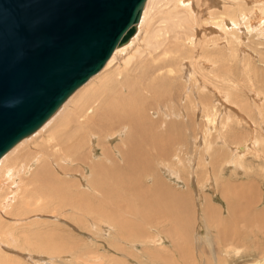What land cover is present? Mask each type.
<instances>
[{
    "label": "bare ground",
    "instance_id": "1",
    "mask_svg": "<svg viewBox=\"0 0 264 264\" xmlns=\"http://www.w3.org/2000/svg\"><path fill=\"white\" fill-rule=\"evenodd\" d=\"M259 1L260 0H256L254 2ZM239 6L241 5L237 4V0H146L140 20L136 25V32L129 41L125 45L115 48L104 66L69 95L61 104L60 109L55 111L39 129L19 141L0 158V228L5 225L4 220L6 219H1L3 214L9 213L8 215L11 217H22L25 210H33V212L36 213L39 208L43 206L48 213H51L49 217L58 221H62L60 218L63 214H59L61 212L67 215L69 214L68 216L78 217L74 218V220H78L74 221V224L79 226V230L72 223L64 221L68 225H71L78 234L81 233L78 231L86 228H88V230H96L99 233L103 232L105 235L107 231H111L112 229L116 230L115 235H118V233L126 234L130 229H133V226L134 229H136L135 224L133 225L129 221L128 223L125 221L128 219L123 217L125 195L126 192L129 191L128 187L132 182L137 180L138 176L141 179L143 178L141 176L145 168L149 167L150 164H154L155 161H158L159 154L164 156L170 149L175 148V146L177 147L178 144L183 143L185 139H187L185 138V134L188 132L187 130L189 127H191L189 125L191 117L189 104L191 105L190 101L193 98L191 95L194 93L197 95L196 107L192 105L194 108L193 115L200 120L215 121L214 110L223 109L225 112V109L228 108L233 114H227V118L225 119L226 122L236 118L238 124L242 123V118H244L245 115H248L249 119L252 121V115L249 116L251 114L249 105L251 104L254 105L253 109L257 110L258 115L264 118V114L258 111L259 106L257 105L259 100H261L259 97L262 96L260 93H251L252 91H250L253 101H247L243 104L239 102L237 109L232 108V106H229V104H231V101H229L231 100L229 97L230 93H228V91H223V85L229 83L231 84L230 88L232 90L239 91L235 86V84H238L237 79H232L231 76H225L223 80L222 75L219 73L211 80L207 79L204 76V71L209 70L210 74H213L220 71V69L218 66L217 70H214L216 62L208 59L205 54V48H201L200 56H202V59L197 60V62L195 61L196 55L193 53L194 50L190 49V51L186 53L187 48H185V41H187V38H190L189 46L194 45L195 35L202 30L200 24L202 17H208L211 24L220 29L228 28L230 22L237 34L240 33L241 30H244L242 29L243 27L246 28V30L254 31V19L249 20V15L252 10L257 14V10L244 9ZM155 7L157 9L152 10L145 26V18L149 10ZM230 7H234L232 8L233 10H231ZM238 7L239 10L237 12L236 10ZM260 9L264 11V7ZM255 16L256 20L257 18H261L262 28L259 34H264V12H260L258 16ZM241 22H243V24H241ZM143 27L144 29L141 32ZM155 35L162 37L152 44L148 41L144 47H138L139 41L145 42L147 38L149 39ZM135 42H138L137 45L134 44ZM216 46L218 47L219 44ZM195 52L198 53V51ZM118 58L120 59L117 60ZM121 59H123L122 63L120 62ZM151 59L161 63L162 67H166L167 70L161 72V70L149 66L146 61ZM181 59H186L188 61L185 70H183L187 72V77H184L188 84L184 87L181 86L182 88L175 85V87H178L179 91H182L178 95H176V91H174L173 93L175 95L173 96V101L175 105H167L170 92H172V83L178 80L177 77H173L172 74L174 73L175 66ZM116 61H119V65L117 66L114 65ZM141 65H143V68L138 72ZM182 68H184V66ZM262 68L261 74H264V66H262ZM246 72L248 73L247 70ZM120 79L124 82L126 92L116 95L120 101L119 104L115 99L112 101L107 99L102 100V98L99 99V95L104 93L113 96L110 87L114 82H118ZM258 80L264 85L263 78L258 77ZM97 81L98 84L96 83ZM158 84H161L163 89L166 88L163 93L158 92V88H160L157 87ZM209 85H212L213 88L211 89ZM204 89L209 92L211 90L213 102L216 101L213 106L211 105L212 108L210 109L205 106L206 95L203 97L201 93V91L204 92ZM189 92L193 93L189 95ZM126 93H129L130 97L128 100H123V95ZM200 93L201 95H199ZM255 94L256 97L254 96ZM175 96L178 98L177 100ZM236 97H238V95H236ZM156 99L164 101L155 102ZM177 104H179V106ZM121 105L126 106L121 107ZM253 109L252 112L254 111ZM164 110L167 111L166 113L174 116L176 120L177 117H179L180 121L175 122L174 120L170 123L171 120H169L168 122L170 124L168 125V122L164 123L163 120L165 115H169L163 113ZM156 111L162 114H160L158 120H152L151 115H154L153 113H156ZM125 117H127V121ZM246 119H248L247 116ZM133 120L144 126V129L137 127L136 124H130ZM158 123L159 125L156 126ZM250 125L253 126L252 124ZM165 126L168 127L164 128ZM215 127L218 128V126ZM221 127L225 129L226 123L224 122ZM159 128L163 131L162 134L158 132L160 130ZM231 131L232 129H229L224 134H229ZM46 132H49L47 142L45 144H36L35 142L38 140L36 137ZM176 133H179V135ZM260 138L256 140L259 141ZM254 141L251 144L245 143L244 146L231 148V145L228 146L229 143L226 137L223 136L220 131L218 139L219 146L222 150L225 148L230 150V155L229 158H227L228 161L224 169L234 168V166L239 163L242 156L245 155L246 151H253V147L255 146ZM261 141H263V138ZM29 143L33 144L31 148L26 146ZM50 145H52L55 150L50 152ZM201 146L203 147L202 144ZM23 148L26 149L27 154L24 158H21L19 154L21 153L20 150ZM159 150L161 153H159ZM98 151L100 153H97ZM36 162L37 165L34 164ZM160 165L164 167L163 164L160 163ZM32 167L33 169L31 170ZM224 169L221 171H224ZM169 170H167V172L170 175L167 177H173L176 184H182L183 182L180 181V176ZM161 172L163 173V171ZM233 175L234 174L230 172L229 176L233 177ZM229 180L227 182L228 184ZM206 183L208 184L209 182ZM36 187L37 190L34 191ZM224 189L226 195L233 192V187L230 185H226ZM198 192L200 191L198 190ZM217 192L216 190L211 191V196H215ZM140 193L143 194L142 191ZM149 205L154 207L153 211L146 210V214L144 215L143 213V215H141L142 219L147 216L149 220L152 212L153 216H160L167 204L160 203V205H158L157 203V205H155V202L152 201L149 202ZM204 210L206 214L207 211L206 209ZM125 212L127 213L128 211ZM79 218H81V220ZM142 219L140 220L143 221ZM159 220H161V217ZM82 221H85L86 224ZM151 224H154L156 227L160 225L161 222L156 220ZM5 226L4 228H6ZM2 230L1 228V231ZM4 230L6 231L7 229ZM2 232L3 236H0V247L9 249L6 244H16V238L12 233L7 231ZM24 237H26V235ZM159 238L161 239V245H163L162 243L164 242L167 244L166 239L164 240L161 236ZM1 239L4 242L1 241ZM147 239L154 244L152 240L153 236H149ZM113 240H116V238ZM126 240L129 241V239ZM126 240L124 238V241ZM162 240L164 242H162ZM107 244L103 242V247H112V249L117 252L123 251L124 249L123 247H120V249L119 246H115L113 243ZM37 247H34L37 253L30 252L29 257L31 259L37 257V259L43 261L45 260L44 256L50 257L51 259L57 257L55 256L58 254L57 252L45 255L46 253H44V250ZM156 250L158 251L157 246ZM59 253L63 257L66 256L62 254L61 251ZM69 256H71V254ZM69 256L67 257L69 258ZM8 260H10V258H8ZM51 262L52 261L49 260L46 261L45 264H51ZM37 263L39 264V262ZM158 264L210 263H177L173 260H169L167 262L159 261ZM257 264L264 263L260 262Z\"/></svg>",
    "mask_w": 264,
    "mask_h": 264
},
{
    "label": "rangeland",
    "instance_id": "2",
    "mask_svg": "<svg viewBox=\"0 0 264 264\" xmlns=\"http://www.w3.org/2000/svg\"><path fill=\"white\" fill-rule=\"evenodd\" d=\"M254 1L256 0H237V4L241 5L239 7L249 10H257V14L252 10L249 15V20L254 19V31L246 30V28L243 27L242 29L244 30H241V32L237 34L230 22L228 28L220 29L213 26L208 17H202V20H200L202 30L199 31L201 33L198 32L195 35V43L193 46H189L190 38H187V41H185V48H187L186 53H188L190 49L194 50L193 53L196 55V62L197 60L202 59L200 51L201 48H205V54L208 59L216 62L214 70H217L219 66L220 71L213 74H210L209 70L204 71L205 75H203L207 79L211 80L217 73L222 75L223 80L225 76H231L232 79H237L238 84H235V86L239 91L232 90L230 88L231 84L229 83L223 85V91H228V93L231 94H229V97L231 98V100H229L231 101L229 106L237 109L239 102H242L243 104L247 101H253L250 91H252L251 93L258 92L262 95L259 97L261 100H259L257 104L259 106H257L258 111H261L264 114V85L258 80V77H260L263 78L264 82V74H261L263 70L262 66H264V34H259L261 32L260 29L262 28L261 18H257L256 20L255 16H258L260 12H264L260 9L264 7V1ZM239 7L236 10L237 12ZM230 8L233 10L232 8L234 7ZM153 9L157 8L155 7L149 10L145 18V26ZM241 24H243V22H241ZM161 37L162 36L155 35L149 39L147 38L145 42L139 41L138 47H144L148 41L152 44ZM137 43L138 42H135L134 44L137 45ZM217 44H219L218 47L216 46ZM195 51H198V53ZM181 60L175 66L174 73L172 74V76L177 77L178 80H175V82L172 83V92H170L167 105H175L173 96L175 94L178 95L182 91H179L178 87H175V85L182 88L188 84L184 77H187V72L183 71L185 70L188 61L184 59L181 63ZM116 62H114V65H119V61ZM120 62L122 63L123 59H121ZM146 62L149 66L161 70V72L167 70L166 67H162L161 63L156 60L151 59ZM183 66L184 68H182ZM142 68L143 65L140 66L138 72H140ZM96 83L98 84V81ZM161 86V84L157 85V87H160L158 88V92L163 93L166 88L163 89ZM209 86L211 89L213 88L212 85ZM110 88L113 96L104 93L99 95V99L102 98V100L107 99L111 101L115 99L119 104L120 101L116 95L126 92L123 80L120 79L118 82H114ZM174 91H176L175 94L173 93ZM203 91L204 92L201 91V93L203 97L206 95L205 99L207 102H205V106L210 109L216 101L213 102L214 100L212 99L213 96L211 90L210 92L205 89ZM191 93L189 92V95ZM201 93L199 95H201ZM194 95L195 93L191 95L193 98L190 101L191 105L189 104L191 116H189V125L191 127H189L187 130L188 132L185 134V138L187 139H185L183 143L178 144L177 147L175 146V148L170 149V151L164 156L159 154L158 161H155L154 164H150V166L147 167L148 169L145 168L141 176L143 178L141 179L138 176L137 180L132 182L128 187L129 191H127L125 195L123 217L128 219L125 221H129L133 225L135 224V228L138 230L134 229L133 226V229H130L128 232L129 234L118 233V235H115L116 230L112 229L111 231H107L105 235L103 232L99 233L96 230L92 229V231L91 229L88 230V228H86L78 231L81 232L78 234L71 225L67 224L72 223L79 230V226L74 224V221H78L74 220V218L78 217L68 216L69 214L67 215L66 213L61 212L59 214H63L60 218L62 221H58L49 217L51 213H48L43 206H41L36 213L33 212V210H25L22 217H11L8 215L9 213L3 214L1 219H6L4 220L6 225L4 226L6 228L1 226L3 229L2 231L12 233L17 242L14 245L12 243L6 244L5 242L9 249L6 247H0V264H38L37 262H39V264H45L46 261L49 260L52 261L51 264H158L159 261L167 262L169 260H173L177 263H264V118L258 115L257 110L253 109L254 105L251 104L252 106L249 105L251 108V114L249 116L252 115V121L249 119L248 115H245V117L242 118L244 122L242 121V123H239L240 126L236 122V118L227 122L225 121L227 114H233L228 108L225 109L226 113L223 109L214 110L215 121L200 120L193 115V106L195 105L196 107L197 102V95ZM236 95H238V97H236ZM254 96L256 97V94ZM129 97V93L124 94L123 100H128ZM175 98L176 100L178 99L176 96ZM163 101L164 100L159 99L155 100V102ZM177 105L179 106V104ZM124 106L126 105H121V107ZM60 107L57 110H59ZM252 109L254 110V113L252 112ZM166 110H164L163 113L168 111ZM153 114L154 115H151V119L158 120L162 113L156 111V113L154 112ZM169 115H165L163 120L164 123H167L169 120H171L170 123L174 120L175 122L180 121L179 117H177L176 120L174 119V116H171V114ZM246 116L248 119H246ZM125 120L127 121V117H125ZM224 122L226 123L225 129L221 127ZM170 123L168 122L167 125ZM130 124H136L137 127L144 129V126L140 125L135 120ZM158 125L159 123L156 126ZM215 126H218V128ZM166 127L168 126H165L164 128ZM229 129H232V131L229 132V134H224ZM220 131L221 134L226 137L229 143L228 146L231 145V148L244 146L245 143L251 144L255 140L253 151H246L245 155L239 160L238 164H240L242 168L237 164L234 168L224 169L228 161L227 158H229L230 155V150L228 148L222 150L219 146L218 139ZM158 132L161 134L163 133L161 129ZM48 134L49 132H46L45 134L39 135V138L36 137L38 140L35 143L38 145L42 143L45 144L49 137ZM176 134L179 135V133ZM258 138H260L259 141L256 140ZM262 138L263 141H261ZM26 146L31 148L33 144L29 143ZM49 150L51 152L55 149L50 145ZM160 150L159 153H161ZM20 151L21 153L19 156L24 158L27 154L26 149L23 148ZM97 153L100 152L98 151ZM160 163L163 164L164 167H162ZM34 164L37 165V162ZM32 169L33 167L31 170ZM222 169H224V171H221ZM167 170L173 171L176 175L178 174V176H180V181L183 183L180 185L176 184L173 177H167L170 175ZM161 171H163V173ZM230 172L231 174H234L233 177L229 176ZM228 180L229 184L227 183ZM206 182L209 183L207 184ZM226 185L233 187V192L229 195H226L224 189ZM36 190L37 187L34 191ZM198 190L200 192H198ZM210 190H216L218 192L215 196H211ZM141 191L143 194L140 193ZM152 201L155 202V205H157V203L158 205H160V203H166V208L161 212L160 216L155 217L152 212L149 220L147 216L142 219L141 215H143V213L145 215L146 210L153 211L154 207L149 205V202ZM204 209H206L207 215L205 214ZM125 211L128 212L126 213ZM160 217L161 220H159ZM79 219L81 220V218ZM156 220L161 222V224L155 227V225H152L151 223ZM11 221H15L14 225ZM64 221H67V223ZM1 228L0 236L2 237L3 232L1 231ZM4 229L7 230L5 231ZM25 235L27 238L24 237ZM149 236H153L152 240L154 241V244L147 239ZM160 236L164 240L166 239L167 244L162 240L164 243L161 245ZM123 237L125 240L129 239V241H124ZM115 238L117 241L113 240ZM1 241L3 240L1 239ZM103 242L106 244L113 243L115 246H119V248L123 247L124 249L123 251L117 252L113 250L112 247H103ZM156 246L158 247V251L156 250ZM34 247L43 249L44 253H46L45 255L57 252L58 254L55 255L57 257L51 259L50 257L44 256L45 260L43 261H40L37 257L31 259L29 257L30 252L37 253ZM60 251L66 256L63 257L59 253ZM67 253L69 255L71 254V256ZM67 256H69V258ZM8 258H10V260H8Z\"/></svg>",
    "mask_w": 264,
    "mask_h": 264
},
{
    "label": "water",
    "instance_id": "3",
    "mask_svg": "<svg viewBox=\"0 0 264 264\" xmlns=\"http://www.w3.org/2000/svg\"><path fill=\"white\" fill-rule=\"evenodd\" d=\"M146 0H0V158L134 35Z\"/></svg>",
    "mask_w": 264,
    "mask_h": 264
}]
</instances>
